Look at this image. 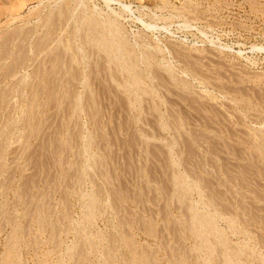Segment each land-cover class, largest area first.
<instances>
[{
  "label": "rangeland",
  "instance_id": "1",
  "mask_svg": "<svg viewBox=\"0 0 264 264\" xmlns=\"http://www.w3.org/2000/svg\"><path fill=\"white\" fill-rule=\"evenodd\" d=\"M0 264H264V0H0Z\"/></svg>",
  "mask_w": 264,
  "mask_h": 264
}]
</instances>
